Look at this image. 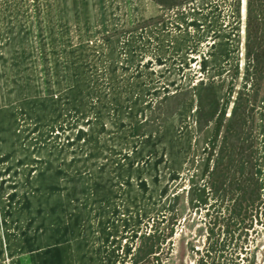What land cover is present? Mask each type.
<instances>
[{"label": "rangeland", "instance_id": "374dc122", "mask_svg": "<svg viewBox=\"0 0 264 264\" xmlns=\"http://www.w3.org/2000/svg\"><path fill=\"white\" fill-rule=\"evenodd\" d=\"M0 264H264V0H0Z\"/></svg>", "mask_w": 264, "mask_h": 264}]
</instances>
